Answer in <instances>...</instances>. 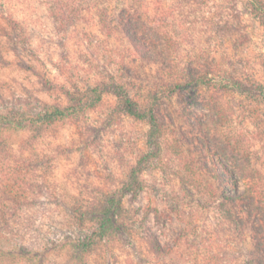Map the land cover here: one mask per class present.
Segmentation results:
<instances>
[{"label":"rangeland","instance_id":"obj_1","mask_svg":"<svg viewBox=\"0 0 264 264\" xmlns=\"http://www.w3.org/2000/svg\"><path fill=\"white\" fill-rule=\"evenodd\" d=\"M199 1H132L170 39L161 64L141 59L119 26L128 0H0V115L65 105L74 88L111 77L140 107L157 92L164 127L160 152L139 174L141 189L120 200L118 229L84 253L74 246L95 227L88 207L98 208L105 192L124 186L129 168L149 150L147 122L126 115L106 92L75 119L1 127L0 222L14 233L0 231L6 250L0 264L251 262L250 225L239 222L237 201L220 206L224 184L213 172L223 164L232 170L239 151V172L255 170L264 182V95L210 89L199 106L190 94L158 87L184 61L213 76L264 81V29L247 0ZM194 111L197 119L190 117ZM200 131L209 134L206 140ZM212 135L219 146L209 151Z\"/></svg>","mask_w":264,"mask_h":264},{"label":"trees","instance_id":"obj_2","mask_svg":"<svg viewBox=\"0 0 264 264\" xmlns=\"http://www.w3.org/2000/svg\"><path fill=\"white\" fill-rule=\"evenodd\" d=\"M128 1L129 4H127L126 7H122L117 15L119 26H121L122 31L131 42L132 46L139 52L141 59L147 62L160 59V63L164 64L165 57L168 59L166 54L168 50H165L167 48L166 42L170 39L167 38L166 34L161 35L157 31L158 29L156 28L157 24H155V21L151 23L154 25H149L147 23L149 20L148 18L146 19L144 10L132 8L131 3L134 0ZM139 1L140 0H138V2ZM200 1L202 2L203 0ZM247 5L250 12L258 18L264 29V0H247ZM169 53L170 52H168V54ZM176 67L173 64L171 66L173 69ZM166 76L165 79H160L161 85L158 88L170 95L173 93L190 94L194 97L193 99L197 100L196 103L199 106L206 105L205 101H207V99L205 101L202 100L200 95L210 89H213L214 92L233 91L245 96L264 95V81H250L249 79H244L232 74H224L219 77L213 76V74L210 75L207 70L205 71L203 69L202 64H196L191 61H184L183 65H178L173 72H170V74ZM106 92H110L117 97L120 109L126 115L133 119L147 122L148 131L146 143L149 150L144 152L135 164L129 168L124 186L115 191L105 192L102 197L103 203L98 208L93 207L94 205L88 207L89 212L87 213H89L94 220L95 227L90 235L81 240H77V244H75L74 247L82 253L86 252L87 249L93 247L97 242L118 229L117 214L120 212L119 203L121 198L129 192L133 197H136L137 191L141 189L139 174L145 170L144 168L147 163H151V158L155 157L161 150L164 127L158 119L160 108L158 107L157 96L155 95L157 92L150 97V101H148L146 105L140 107L137 102L129 96L124 85L119 84V82L109 77V80H96L93 81L92 84H87L85 87L74 88L72 92L67 93L68 102L65 105L53 104L43 107L36 112L14 111L8 115H0V128L5 127L22 130L31 125H48L53 122L75 119L85 110H90L97 106ZM215 101L217 102V99L214 100L213 108L218 117H221L225 114L224 109L220 108ZM190 117L197 119L196 112L194 111L193 116ZM198 135L204 140H206V136H209V134H206L204 131H200ZM211 137L213 141L208 142L209 146H206V150L209 151L219 146L217 145L216 137L214 135ZM247 157L248 156H244V158ZM240 158H243V156L238 151L237 158H235V156L233 158L232 170L228 169L227 166L223 164L224 169L219 172V174L217 170L213 172V175L216 177L218 176L220 183L224 184V188L222 187L223 202L221 201L220 206L222 207L224 203H226V200L237 201L241 204V215H239V219L244 218L245 221L241 220L239 222L249 223L255 246L253 258L249 264H264V182L255 170L249 171L250 173L246 172V174L240 173L238 169L243 165ZM188 169L190 168L188 167ZM191 171L193 170L191 169ZM260 182H263V185L259 186ZM239 183L243 184L241 193L237 192ZM232 189L234 193H230ZM227 212L230 217L234 218V213L231 215L228 210ZM0 231L1 233L6 232L9 235L8 237L12 236L14 233L12 232L11 224L7 222H0ZM148 238L153 250L161 252L162 247L159 241L154 237ZM12 249L11 252H7V255H14V247ZM18 250L19 254L25 253L22 245L18 246ZM2 252L6 253V250L0 246V254H2Z\"/></svg>","mask_w":264,"mask_h":264}]
</instances>
